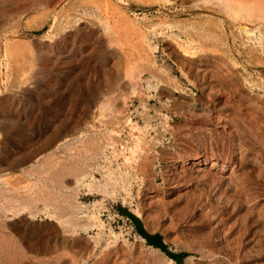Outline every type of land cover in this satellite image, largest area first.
I'll return each instance as SVG.
<instances>
[{"label": "rangeland", "instance_id": "374dc122", "mask_svg": "<svg viewBox=\"0 0 264 264\" xmlns=\"http://www.w3.org/2000/svg\"><path fill=\"white\" fill-rule=\"evenodd\" d=\"M211 1L213 8L193 14L196 0H0V264H168L169 256L157 248L152 252L120 213L135 214L129 206L102 191L77 194L82 173L106 182L98 164L110 166L116 187L119 180L130 185L139 207L135 215L149 233L162 235L168 251L187 253L182 264H264L262 58L250 67L245 55L238 67L224 66L228 72L210 71L214 56L190 59L172 38L151 31L156 23H169L173 28L165 33L183 39L185 28L204 19L216 29L228 8L224 0ZM149 44L160 45L151 54ZM216 47L223 46L205 48L215 53ZM240 69L256 86L258 81L252 92L240 87L241 80H224L226 73L242 75ZM132 89L137 94L130 102ZM145 100L146 110L139 104ZM98 107L108 123L94 120ZM127 113L140 125L147 143L143 153H149L127 165L121 157L104 163L106 147L111 152L113 145L132 146L131 134L139 135V129L130 133L125 127ZM120 126V134L109 133ZM77 199L86 212L99 211V222L84 230L81 217L72 233L59 219L76 220L71 211ZM19 208L26 211L13 214Z\"/></svg>", "mask_w": 264, "mask_h": 264}, {"label": "bare ground", "instance_id": "6f19581e", "mask_svg": "<svg viewBox=\"0 0 264 264\" xmlns=\"http://www.w3.org/2000/svg\"><path fill=\"white\" fill-rule=\"evenodd\" d=\"M168 1V0H167ZM198 1V4H201V5H198L197 3H195L193 6H194V10H190V12L191 13H193L194 14V12H195V14H197L198 12H202L203 10H204V8L207 6V7H210V9L211 8H213L212 6H213V3H212V1L211 0H196V2ZM230 1H232V0H224V1H222V4L223 3H226L227 4V8L228 9H226V8H224V9H226V11H225V14H226V16L222 19L221 18V22H219V23H221L222 25H218L217 24V26H218V28H213L212 26H211V24H210V22H209V20L210 19H204V18H202V19H204V22H201V23H199V25H198V23L197 22H195V25L193 24V26L191 25H189V27H187V28H185V30L183 31V34H184V38L183 39H181L182 37L181 36H179V35H173L172 33H170V34H166L165 32H167L170 28H173V27H171V25L169 26V23H168V25H166V26H164V25H160V23L159 24H157L156 23V25H154L153 27L151 26V31H152V33L157 37L158 35H166V37H164V38H172L174 41H175V43H174V41H171V42H173L176 46H177V49H179L180 51H181V53L184 55V56H186V57H188V58H190V59H195V58H197L198 59V57L199 56H214V58H215V60L216 61H211L212 63H211V65H208L207 64V66H210V68L212 67V69L210 70V71H212V70H214L215 68H222V70H226V69H224V66H227V69L229 68L228 66L230 65V66H233V67H238L239 66V58H241V57H245V55H248V56H246V61H247V63H249V66L250 67H252V65H254L255 66V63H256V60H257V58H260L262 61L261 62H263L264 63V0H237L236 1V3H238L239 4V6L240 7H238V6H236V5H234V6H231V4L229 3ZM172 1H170V3H171ZM233 2V1H232ZM218 4H220L219 2H217ZM233 3H235V2H233ZM168 4V3H167ZM158 5H159V3H158ZM233 5V4H232ZM138 6V5H137ZM163 6V5H162ZM169 6V5H168ZM218 6V5H217ZM192 7V6H191ZM206 7V8H207ZM220 7V6H219ZM161 8V7H160ZM164 8V7H163ZM166 8V7H165ZM164 8V9H165ZM215 8V7H214ZM210 9H208V10H210ZM221 9H223V8H221ZM214 10H220V9H214ZM189 11V10H188ZM242 11H243V13H242ZM189 12V13H190ZM197 12V13H196ZM220 12V11H219ZM213 13H215V12H213ZM178 14V13H177ZM224 14V13H223ZM206 15H208V14H206ZM198 16H199V14H198ZM72 17V16H71ZM215 17H216V15H215ZM219 17V16H218ZM74 18V17H73ZM198 18V17H197ZM75 19V18H74ZM81 19V18H80ZM176 20V19H175ZM219 20V19H218ZM77 21H79V20H77ZM74 22V21H73ZM76 22V21H75ZM173 22H174V19H173ZM177 22V21H176ZM164 23V22H163ZM175 23V22H174ZM148 25V24H147ZM186 25V24H185ZM66 26V25H65ZM106 26V25H105ZM180 26V25H179ZM176 27V26H175ZM183 27H184V25H183ZM66 28V27H65ZM148 29V28H147ZM149 29H150V27H149ZM184 29V28H183ZM61 30V29H60ZM172 30V29H171ZM144 31H145V27H144ZM147 33H148V31H146ZM182 32V31H181ZM177 33V32H176ZM148 35V34H147ZM150 35V34H149ZM153 35V36H154ZM181 37V38H180ZM163 38V39H164ZM167 38V39H168ZM152 39V38H151ZM150 39V40H151ZM159 39V38H158ZM171 39V40H172ZM156 40V39H155ZM169 40V39H168ZM147 42V41H146ZM145 42V43H146ZM155 42V41H154ZM157 42V41H156ZM148 43V42H147ZM146 43V44H147ZM151 43H152V41H151ZM174 44H173V46H174ZM204 44V45H203ZM239 44V45H238ZM157 45H160V44H149V46H150V52H151V54H153L154 52H156V50H158L157 49ZM206 45H222L223 47H221V48H215V50H213L212 52H215V53H209V52H211V51H208V49L207 48H205L206 47ZM147 46V45H146ZM148 46V47H149ZM173 48V47H172ZM148 50V49H147ZM241 50V51H240ZM148 52V51H147ZM154 57V56H153ZM152 59V58H151ZM259 59V60H260ZM154 60V63L156 64V62H155V59H153ZM201 60V59H200ZM207 60V59H206ZM142 61V60H141ZM149 61H150V59H149ZM189 61H191V60H189ZM150 62H152V61H150ZM196 62V61H195ZM204 62V61H203ZM203 62H202V64H203ZM259 62V61H258ZM191 63V62H190ZM189 63V64H190ZM198 63H199V61H198ZM206 63V62H205ZM207 63H209V61L207 60ZM187 64V63H186ZM196 64H197V62H196ZM210 64V63H209ZM243 64V63H242ZM242 64H240V65H242ZM246 64V63H245ZM160 65V64H159ZM155 66V65H154ZM197 66V65H196ZM248 66V65H247ZM246 66V67H247ZM142 67V66H141ZM147 67V66H146ZM156 67V66H155ZM157 67H158V65H157ZM156 67V69H159V68H157ZM168 67V66H167ZM198 67V66H197ZM202 67V66H201ZM163 68V67H162ZM160 69V70H163V69ZM193 68V67H192ZM209 68V67H208ZM214 68V69H213ZM191 69V68H190ZM148 70V69H147ZM241 70V69H240ZM149 71V70H148ZM157 71V70H156ZM164 71V70H163ZM162 71V72H163ZM165 71H167L166 69H165ZM169 71V70H168ZM181 71V70H180ZM184 71V70H183ZM242 71V70H241ZM246 71V70H245ZM151 72V71H150ZM161 72V71H160ZM225 72H228L227 70L225 71ZM235 72H237V71H235ZM152 73V72H151ZM153 73H155V72H153ZM165 73V72H164ZM163 73V74H164ZM186 73V72H185ZM198 73H200V72H198ZM209 73V72H208ZM161 74V73H160ZM169 74V73H168ZM187 74V73H186ZM185 74V75H186ZM227 75L225 76H223L224 77V80H226L227 82L228 81H239V80H241L242 82H241V85H240V87L241 88H245L246 90H249L250 92H252L253 91V89L255 88V87H257V86H259L258 85V81L256 82V84H257V86L253 83V81H252V76L250 75V74H246V76H244V74H243V71H242V75H237V73H226ZM152 75V74H151ZM154 75V74H153ZM162 75V74H161ZM181 75H183V74H181ZM219 74H217V76H218ZM222 75H223V73H222ZM184 76V75H183ZM188 76V75H187ZM200 76V75H199ZM165 78L166 77H168V76H164ZM206 77V76H205ZM209 77V76H208ZM164 78V79H165ZM170 79H171V76L169 77ZM197 78V77H196ZM155 79H156V77H155ZM154 79V80H155ZM173 79V78H172ZM208 79V78H207ZM140 80V79H139ZM146 80V79H145ZM148 80V79H147ZM158 80H160V79H158ZM167 80V79H166ZM169 80V79H168ZM174 80V79H173ZM188 80V79H187ZM194 80V79H193ZM205 80V79H204ZM149 81V80H148ZM178 81V80H177ZM176 81V82H177ZM200 81V80H199ZM210 81V80H209ZM212 81V80H211ZM156 82V81H155ZM158 82H160V81H158ZM169 82H171V81H169ZM207 82V81H206ZM236 82V83H237ZM179 84H180V82H178ZM189 83V82H188ZM191 83V82H190ZM189 83V84H190ZM194 82H192L191 84H193ZM203 83V82H202ZM204 83H205V81H204ZM161 84V83H160ZM177 84V83H176ZM196 84V83H195ZM194 84V85H195ZM205 84H207V83H205ZM204 84V85H205ZM209 84V83H208ZM228 84V83H227ZM157 85V84H156ZM172 85H173V83H172ZM181 85V84H180ZM218 85V84H217ZM222 85V84H221ZM177 86V88H178V84L176 85ZM183 86H185L184 84H183ZM202 86V85H201ZM201 86H199V87H201ZM223 86V85H222ZM232 86V85H231ZM160 87V86H159ZM175 87V86H174ZM195 87V86H194ZM203 87V86H202ZM206 87H208V86H206ZM206 87H204V88H206ZM254 87V88H253ZM261 87V86H260ZM156 88V87H155ZM154 88V89H155ZM158 88V87H157ZM197 88H198V86H197ZM232 87H230V89L229 90H233V88L231 89ZM145 89V88H144ZM163 89V88H162ZM161 89V90H162ZM172 89H173V87H172ZM179 89V88H178ZM180 89H182V86H181V88ZM217 89H219V87L217 88ZM226 89V88H225ZM259 89V88H258ZM143 90V89H142ZM146 90V89H145ZM144 90V91H145ZM149 90V89H148ZM164 90V89H163ZM177 90V89H176ZM175 90V91H176ZM201 90V89H200ZM203 90V89H202ZM205 90V89H204ZM235 90V89H234ZM240 90V89H239ZM262 90V89H261ZM141 90L139 89V92H140ZM156 91H157V89H156ZM165 91V90H164ZM179 90H177V92H178ZM217 91V90H216ZM220 91V90H219ZM158 92H159V89H158ZM168 91H166V93H167ZM180 92H181V90H180ZM205 92V91H204ZM211 92V91H210ZM212 92H213V90H212ZM231 92V91H230ZM239 92V91H238ZM261 92V91H260ZM130 93V96L129 95H127V99H129L130 100V102H132V97H134L137 93H136V90L135 89H132L131 90V92H129ZM141 93V92H140ZM140 93H139V95H140ZM156 93V92H155ZM160 93V92H159ZM173 93V92H172ZM182 93H184V92H182ZM203 93V92H202ZM225 93V92H224ZM229 93V92H228ZM239 93H242V92H239ZM244 93V92H243ZM247 93H249V92H247ZM150 95H151V93H149ZM149 94H147V93H145L144 94V97H145V95H149ZM158 94V93H157ZM246 94V93H245ZM257 94V93H256ZM263 94H264V91H263ZM169 95V94H168ZM173 95V94H172ZM231 97L232 98H234L235 97V94L233 93V92H231ZM141 96H142V94H141ZM193 96V95H192ZM240 96V95H239ZM151 97V96H150ZM164 97H165V95H164ZM169 97V96H168ZM168 97H166V98H168ZM174 97V96H173ZM241 97V96H240ZM248 97V96H247ZM250 97V96H249ZM248 97V98H249ZM253 97V96H252ZM259 97V96H258ZM142 98H143V96H142ZM148 98H149V96H148ZM160 98V97H159ZM158 98V99H159ZM203 98H205V97H203ZM218 98V97H217ZM238 98V97H237ZM251 98V97H250ZM254 98H255V96H254ZM263 97H262V95H261V98L260 99H262ZM113 99V98H112ZM156 99H157V97H156ZM184 99V98H183ZM243 99V98H242ZM253 99V98H252ZM144 100V99H143ZM160 100V99H159ZM158 100V101H159ZM196 100V99H195ZM201 100H203V99H201ZM207 100V99H206ZM219 100V99H218ZM238 100H240V102L242 103V105H243V103H244V101L242 102L241 101V99H239L238 98ZM111 101V100H110ZM142 101V100H141ZM146 101L147 100H145V101H143V102H141V103H139V104H141L142 105V108L143 109H147V107H148V105L146 104ZM153 101V100H152ZM164 101V100H163ZM197 101V100H196ZM199 101V100H198ZM213 101V100H212ZM187 102H189V101H187ZM194 102V101H193ZM201 102V101H200ZM199 102V103H200ZM205 102V101H204ZM230 102V101H229ZM239 102V103H240ZM254 103H255V101H253ZM113 103V102H112ZM125 103H126V101H125ZM128 103V102H127ZM148 103V102H147ZM164 103V102H163ZM176 103V102H175ZM207 103V102H206ZM233 103H236V102H233ZM240 103V104H241ZM247 103V102H246ZM191 104V103H190ZM202 104H204L203 103V101H202ZM251 104V103H250ZM250 104H248V105H250ZM259 104V103H258ZM140 105V106H141ZM147 105V106H146ZM154 105V104H153ZM163 104H161V105H159V106H162ZM169 105V104H168ZM171 106H172V104H170ZM196 105V104H195ZM199 105V104H198ZM206 105V104H205ZM209 105V104H208ZM247 105V106H248ZM112 106H114V105H112ZM155 106V105H154ZM165 106V105H164ZM167 106V105H166ZM193 106H194V104H193ZM197 106V105H196ZM212 106H213V104H212ZM228 106V105H227ZM233 106H234V104H233ZM251 106V105H250ZM107 107V106H106ZM150 107V106H149ZM210 107V106H209ZM237 107V106H236ZM244 107V106H243ZM104 108V107H103ZM153 108V107H152ZM159 108H161V107H159ZM165 108V107H164ZM169 108V107H168ZM175 108V107H174ZM205 108V107H204ZM208 108V107H207ZM211 108V107H210ZM228 108V107H227ZM155 109V108H154ZM166 109V108H165ZM170 109V108H169ZM179 109V108H178ZM186 109H187V107H186ZM224 109V108H223ZM222 109V110H223ZM229 109V108H228ZM149 110V109H148ZM153 110V109H152ZM156 110V109H155ZM161 110V109H160ZM172 110V109H171ZM213 110V109H212ZM221 110V109H220ZM221 110V111H222ZM225 110H227V109H225ZM232 110V109H231ZM255 110V109H254ZM157 111V110H156ZM214 111V110H213ZM218 111V110H217ZM241 111V110H240ZM243 111V110H242ZM249 111V110H248ZM95 113H94V116H93V118H94V120H97V121H99L100 123H108V121H107V115L105 114V109H102V108H100V107H98V108H96V110L94 111ZM150 112V111H149ZM154 112V111H153ZM168 112V111H167ZM171 112V111H170ZM188 112V111H187ZM215 112V111H214ZM227 112V114H228V111H226ZM230 112H232V111H230ZM255 113H258L257 111H254ZM142 113V112H141ZM158 113H161L160 111H158ZM181 113V112H180ZM184 113V112H183ZM182 113V114H183ZM189 113V112H188ZM175 114V113H174ZM217 114H219L218 112H217ZM221 114V113H220ZM259 114V113H258ZM146 113H145V115H143L144 116V118L146 117ZM155 115H156V112H155ZM159 115V114H158ZM157 115V116H158ZM161 115H162V113H161ZM165 115H166V111H165ZM178 115H180V114H178ZM186 115H187V113H186ZM189 115V114H188ZM239 115V114H238ZM242 115V114H241ZM263 115V114H262ZM113 116V115H112ZM149 116V115H148ZM163 116V115H162ZM168 116V115H167ZM175 116V115H174ZM216 116V115H215ZM237 116V115H236ZM256 116V115H255ZM264 116V115H263ZM170 117V116H169ZM169 117H167V118H169ZM180 117V116H179ZM186 117V116H185ZM189 117V116H188ZM194 117V116H193ZM196 117V116H195ZM200 117V115L198 116V118ZM204 117H205V115H204ZM212 117H213V114H212ZM227 117H229V116H227ZM260 117V116H259ZM92 118V119H93ZM125 120H124V124H125V127H128L129 129H130V133L131 132H133V130H135V129H139V126L137 125V123H133L132 122V119L130 118V114L129 113H127L126 115H125ZM123 118V119H124ZM148 118V117H147ZM146 118V119H147ZM166 117H164V119L166 120L167 119ZM197 118V117H196ZM197 118V119H198ZM211 118V117H210ZM209 118V119H210ZM238 118V117H237ZM105 119V120H104ZM118 119V118H117ZM150 119V118H149ZM170 119V118H169ZM188 119H190V118H188ZM217 119V118H216ZM221 119V118H220ZM226 119V118H225ZM261 119V118H260ZM263 119V118H262ZM202 120H204V119H202ZM206 120V119H205ZM204 120V121H205ZM234 120H236V119H234ZM107 121V122H106ZM151 121V120H150ZM190 121V120H189ZM223 121V120H222ZM168 122V121H167ZM188 122V121H187ZM186 122V123H187ZM211 122V121H210ZM92 123V122H91ZM90 123V124H91ZM151 124H152V122H150ZM201 123V122H200ZM216 123V122H215ZM219 123V122H218ZM230 123V122H229ZM94 124V123H93ZM157 124V123H156ZM166 124V123H165ZM190 124V123H189ZM205 124V123H204ZM211 124V123H210ZM222 124V123H221ZM119 125V124H118ZM154 125V124H153ZM162 125H163V123H162ZM191 125V124H190ZM213 125V124H212ZM215 125V124H214ZM213 125V126H214ZM232 125V124H231ZM152 126V125H151ZM203 126V125H202ZM235 126V125H234ZM121 127H122V129H123V126H120V127H118V128H120V129H111L110 131H109V133H111V134H120L121 132H122V130H121ZM147 127V126H146ZM166 127V126H165ZM210 127V126H209ZM236 127H238V126H236ZM236 127H234V128H236ZM246 127V126H245ZM117 128V127H116ZM141 128V127H140ZM148 128V127H147ZM146 128V129H147ZM190 128V127H189ZM217 128V127H216ZM144 129V128H143ZM164 130V129H163ZM168 130V129H167ZM187 130H188V128H187ZM190 130V129H189ZM198 130V129H197ZM201 130V129H200ZM199 130V131H200ZM214 130H215V128H214ZM217 130V129H216ZM179 131V130H178ZM191 131V130H190ZM199 131H197V132H199ZM207 131V130H206ZM209 131V130H208ZM241 131V130H240ZM144 132V131H143ZM167 132V131H166ZM196 132V133H197ZM232 132V131H231ZM233 132H234V130H233ZM164 133V132H163ZM181 133V132H180ZM192 133V132H191ZM238 133V132H237ZM242 133V132H241ZM240 133V134H241ZM82 133H80L79 135H81ZM161 134H162V132H161ZM170 134V133H169ZM207 134V133H206ZM205 134V135H206ZM239 134V133H238ZM132 136H133V144H132V146H127V147H124V148H122V149H117L114 145L112 146V147H110L111 149H112V151L111 152H107V147L102 151V153H101V155H102V161L104 162V163H107V162H109L110 164H111V162H113V161H116V160H118L119 159V157H121V158H123L124 159V163L127 165L128 163H129V161L131 160V159H136L138 156L140 157L141 156V153H143V151H144V148H146V147H143V146H145V144H147V143H144V142H146V141H144L143 140V137H144V135L141 133V130L139 129V135L138 136H134L133 134H131ZM178 135V134H177ZM203 135V134H202ZM216 135V134H215ZM250 135V134H249ZM260 135V134H259ZM179 136H180V134H179ZM187 136V135H186ZM198 136V135H197ZM235 136V135H234ZM244 136V135H243ZM80 137V136H79ZM199 137V136H198ZM191 138V137H190ZM202 138H204V137H202ZM213 138V137H212ZM216 138V137H215ZM240 138L242 139L243 137H241L240 136ZM245 138V137H244ZM159 139V138H158ZM182 139V138H181ZM188 139V138H187ZM201 139V138H200ZM204 139H206V138H204ZM226 139V138H225ZM156 140H157V137H156ZM212 140V139H211ZM248 140V139H247ZM144 141V142H143ZM153 141V140H152ZM158 141H160V140H158ZM184 141H186V140H184ZM188 141H190V140H188ZM194 141V140H193ZM198 142H199V140H197ZM200 141H202V140H200ZM204 141V140H203ZM243 141H244V139H243ZM195 142V141H194ZM206 142V141H205ZM236 142V141H235ZM186 143V142H185ZM190 144V143H189ZM228 144V143H227ZM234 144V143H233ZM253 144V143H252ZM150 145V144H149ZM187 145V144H186ZM191 145V144H190ZM150 147H151V145H150ZM187 146H185V148H186ZM192 147V146H191ZM195 147V146H194ZM227 147V146H226ZM207 148V147H206ZM152 149V148H151ZM192 149H193V147H192ZM149 150V149H148ZM149 151H151V150H149ZM155 151V149H153V152ZM188 151V150H187ZM194 151H196V150H194ZM194 151H192V152H194ZM146 152H147V150H146ZM261 152V151H260ZM149 153V152H148ZM148 153H146V154H148ZM196 153V152H195ZM127 154H129V155H127ZM144 154V153H143ZM146 154H144L145 155V157H147V155ZM158 154V153H157ZM174 154V153H173ZM150 155V154H149ZM161 155V154H160ZM247 157V156H246ZM142 158V157H141ZM140 158V159H141ZM150 158V157H149ZM156 158H157V155H156ZM173 158V157H172ZM143 159V158H142ZM141 159V160H142ZM153 157H152V161H153ZM163 159V158H162ZM174 159H175V157H174ZM185 159V158H184ZM146 160H147V158H146ZM158 160V159H157ZM161 160V159H160ZM248 160V159H247ZM250 160V159H249ZM143 161V160H142ZM151 161V162H152ZM170 161V160H169ZM252 161V160H251ZM141 162V161H140ZM148 162V164H150L149 163V161H147ZM155 162V161H154ZM159 162V161H158ZM144 163V162H143ZM153 163V162H152ZM156 163V162H155ZM251 163V162H250ZM124 164V165H125ZM141 166V165H140ZM98 167H100L102 170H103V172H106V174L104 173L103 175V177L104 178H106V182L104 183V184H101L97 179H95V177L90 173V171L87 173L86 172V174H84V173H82V175H80V177L79 178H77V177H75V178H77L76 179V192H77V194H79V193H83V194H92L93 192H98V191H102L104 194H105V196H107V197H109L111 200H113V201H120L123 205H125V206H129V208L139 217V207L135 204V201H134V198H133V195H132V193H131V191L129 190V187H130V185H128L126 188H125V186L124 185H120V180H119V187H116V185H117V178L114 176V178H113V176L112 175H114L113 173V171H111L110 170V166L109 167H106L104 164H98ZM144 167V166H143ZM90 170V169H89ZM146 171V170H145ZM128 176V175H127ZM135 176V175H134ZM121 178H122V176H120ZM129 177V176H128ZM112 178H113V180H112ZM116 178V179H115ZM127 180V179H126ZM131 180H133V178H131ZM130 180V181H131ZM136 180H138V179H136ZM138 182V181H137ZM114 183V184H113ZM116 184V185H115ZM133 184V183H132ZM111 186V187H110ZM74 187V188H75ZM139 192V191H138ZM80 195V194H79ZM70 206V205H69ZM45 207V206H44ZM72 207V206H71ZM27 208V207H26ZM26 208H19V210L17 209V211H13L14 213L13 214H18V213H20V212H23V211H26ZM85 208H84V206L83 205H81V203H80V201L77 199L76 200V205H75V203H74V206H73V210L71 211L73 214L72 215H75V217H76V220L74 219V217H72V219H69L68 217L67 218H60L59 219V222H60V225H62L63 227H65L67 230H69V231H71L72 233H76V232H78V226H79V222L77 221V219H81V217L82 218H85V223H83L82 224V228L84 229V230H88L89 228H92V227H94L95 225H96V223H98L99 222V217H98V214H99V211H88L87 210V212L84 210ZM42 210H43V208H42ZM70 210V209H69ZM70 212V213H71ZM41 213H43L44 215H46V216H48V217H50L51 215H52V213L46 208V209H44L43 210V212H41ZM83 214V215H82ZM11 215V214H10ZM77 215V216H76ZM82 215V216H81ZM83 216H85V217H83ZM100 216H101V214H100ZM12 217H13V215H12ZM60 217H62V216H60ZM58 221V220H57ZM101 225V224H100ZM97 226V225H96ZM98 231H99V229H98ZM102 231V230H101ZM98 233H101V232H98ZM96 235V234H95ZM98 236V235H97ZM103 237V236H102ZM99 238V237H98ZM95 239H96V237H95ZM139 239L140 240H142V241H144V239L142 238V237H139ZM94 240V239H93ZM102 241V240H101ZM97 242V241H96ZM101 244V243H100ZM144 244V243H143ZM99 245V244H98ZM102 245V244H101ZM141 245V244H140ZM94 246H96V245H94ZM103 247V246H102ZM141 247V246H140ZM143 248H144V246H143ZM151 250H154V251H152V252H155L156 251V248H153V247H149ZM141 249V248H140ZM158 249V248H157ZM144 251H145V249H144ZM144 251H142V252H144ZM160 251V250H159ZM158 251V252H159ZM97 252V251H96ZM148 252L149 251H145V254H148ZM156 253H157V251H156ZM143 254V253H142ZM153 254V253H152ZM162 254V253H161ZM150 255V254H149ZM143 256H145V255H143ZM147 256V255H146ZM148 258V257H147ZM165 258V257H164ZM91 260H92V258H91ZM93 261V260H92ZM166 262L168 263V264H175L171 259H169V258H167L166 259ZM94 263V262H93ZM89 264V263H88ZM92 264V263H91Z\"/></svg>", "mask_w": 264, "mask_h": 264}, {"label": "trees", "instance_id": "16d2710c", "mask_svg": "<svg viewBox=\"0 0 264 264\" xmlns=\"http://www.w3.org/2000/svg\"><path fill=\"white\" fill-rule=\"evenodd\" d=\"M120 213L129 219H131L135 225L137 233L146 240L148 245H151L155 248L160 249L161 251L165 252L169 258L174 260L177 264H182L183 259L187 256L185 252H170L167 249V245L164 243L162 235L159 233H149L143 226V223L140 218L135 216L133 213L129 212L127 209H121Z\"/></svg>", "mask_w": 264, "mask_h": 264}, {"label": "crops", "instance_id": "0c3cea01", "mask_svg": "<svg viewBox=\"0 0 264 264\" xmlns=\"http://www.w3.org/2000/svg\"><path fill=\"white\" fill-rule=\"evenodd\" d=\"M135 215V214H134ZM136 216V215H135Z\"/></svg>", "mask_w": 264, "mask_h": 264}, {"label": "water", "instance_id": "95a60500", "mask_svg": "<svg viewBox=\"0 0 264 264\" xmlns=\"http://www.w3.org/2000/svg\"><path fill=\"white\" fill-rule=\"evenodd\" d=\"M145 240V239H144Z\"/></svg>", "mask_w": 264, "mask_h": 264}]
</instances>
